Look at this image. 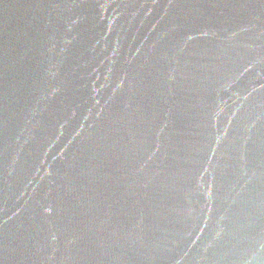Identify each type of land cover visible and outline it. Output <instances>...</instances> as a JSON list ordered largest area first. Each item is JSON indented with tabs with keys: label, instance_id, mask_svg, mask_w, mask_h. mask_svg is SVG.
Segmentation results:
<instances>
[{
	"label": "water",
	"instance_id": "1",
	"mask_svg": "<svg viewBox=\"0 0 264 264\" xmlns=\"http://www.w3.org/2000/svg\"><path fill=\"white\" fill-rule=\"evenodd\" d=\"M0 264H264V0H0Z\"/></svg>",
	"mask_w": 264,
	"mask_h": 264
}]
</instances>
